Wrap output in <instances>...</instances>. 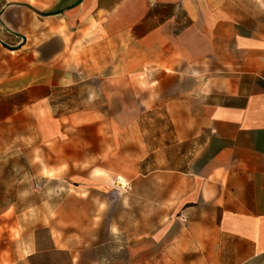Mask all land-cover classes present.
<instances>
[{"label": "crops", "instance_id": "1", "mask_svg": "<svg viewBox=\"0 0 264 264\" xmlns=\"http://www.w3.org/2000/svg\"><path fill=\"white\" fill-rule=\"evenodd\" d=\"M83 82L102 113L62 111ZM112 102L118 186L68 185L125 218L79 243L10 202L0 264H264V0H0V126L55 143Z\"/></svg>", "mask_w": 264, "mask_h": 264}, {"label": "rangeland", "instance_id": "2", "mask_svg": "<svg viewBox=\"0 0 264 264\" xmlns=\"http://www.w3.org/2000/svg\"><path fill=\"white\" fill-rule=\"evenodd\" d=\"M94 85L83 82L75 86L73 95L63 94L62 111L77 108L83 113L87 110L93 114L102 113V96L86 95L87 88ZM124 98L127 104L131 102L129 95ZM92 108L95 109L90 110ZM104 113L105 118L80 119L79 125H68L55 143H42L35 121L23 115L16 117L12 124L0 126V212L8 203L15 202L17 210L30 209L32 213L40 214L50 226L64 231L68 238L71 231L78 232L73 240L79 243L102 239L108 218L112 217L116 222L125 218L126 208L106 207V198L117 197V189L108 196L86 195L72 191L68 185L69 177L81 175V178L90 177L118 186V170L108 171L118 167L119 160L106 156V152L113 154L117 150V144L106 143V136L124 133L125 128L116 123L131 121L134 113L124 115L120 120L117 102L106 104ZM54 177L58 179L48 181ZM34 204L40 206H30Z\"/></svg>", "mask_w": 264, "mask_h": 264}]
</instances>
